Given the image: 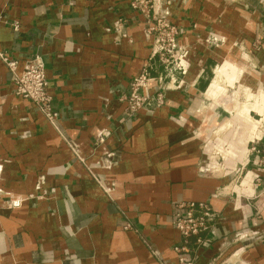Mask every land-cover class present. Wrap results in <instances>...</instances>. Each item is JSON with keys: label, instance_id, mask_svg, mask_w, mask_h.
<instances>
[{"label": "crops", "instance_id": "0c3cea01", "mask_svg": "<svg viewBox=\"0 0 264 264\" xmlns=\"http://www.w3.org/2000/svg\"><path fill=\"white\" fill-rule=\"evenodd\" d=\"M133 1L0 0V52L43 59L59 112L56 128L0 58V264H179L181 245L264 264V0H159L187 70L154 57L166 102L129 116L153 49ZM188 202L214 213L204 244L173 224Z\"/></svg>", "mask_w": 264, "mask_h": 264}, {"label": "built area", "instance_id": "2783aa9c", "mask_svg": "<svg viewBox=\"0 0 264 264\" xmlns=\"http://www.w3.org/2000/svg\"><path fill=\"white\" fill-rule=\"evenodd\" d=\"M131 6L143 14L146 33L153 39L152 54L140 74L130 81L129 91L125 96L126 114L134 116L145 107L162 106L166 102L165 75L156 76L152 73L154 67L152 59L158 57L167 74L173 73L175 69L185 72L187 70L185 62L187 49L179 45L180 30L170 21L163 2L134 0ZM17 27L18 25L15 26ZM0 58L10 69L16 85V94L31 100L48 121L57 128L59 112L55 109L53 97L49 92V80L43 59L38 55L28 57L19 68L17 60L7 57L2 52H0ZM107 135L105 131L100 133L97 141L104 142ZM257 152L261 156L260 165L264 170V139L260 141ZM22 201L23 199H20L14 205H21ZM213 216L212 209L205 203H178L174 210L173 224L183 237H195L201 245L205 242L203 234L209 230ZM175 250L179 254V264H192V261L184 254L185 246H176Z\"/></svg>", "mask_w": 264, "mask_h": 264}]
</instances>
